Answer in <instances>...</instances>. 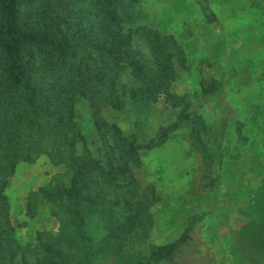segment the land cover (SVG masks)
<instances>
[{"label": "rangeland", "instance_id": "1", "mask_svg": "<svg viewBox=\"0 0 264 264\" xmlns=\"http://www.w3.org/2000/svg\"><path fill=\"white\" fill-rule=\"evenodd\" d=\"M134 1L138 20L122 30L163 81L172 79L147 110L138 112L127 95L125 109L107 107L102 116L145 141L180 126L141 150L136 198L151 201L152 224L126 247L150 257L189 233L171 258L152 264H264V0ZM137 84L131 72L122 75L126 92ZM78 110L87 135L79 152L88 149L108 167L114 139L97 128L88 100ZM64 170L43 156L21 163L11 178L9 232L28 247L17 264H37L45 254L35 249L37 237L46 242L62 229L32 194Z\"/></svg>", "mask_w": 264, "mask_h": 264}, {"label": "trees", "instance_id": "2", "mask_svg": "<svg viewBox=\"0 0 264 264\" xmlns=\"http://www.w3.org/2000/svg\"><path fill=\"white\" fill-rule=\"evenodd\" d=\"M134 2L0 0V264H17L28 249L9 232L10 180L21 163L43 156L65 170L32 197L48 203L62 229L45 236L46 242L37 237L35 249L45 252L37 264H152L171 258L188 237L156 247L150 257L126 247L152 224L151 201L136 198L141 150L163 144L180 126L161 127L145 141L102 116L107 107L125 109L127 95L138 112L147 110L172 79L163 81L122 30L123 23L138 20ZM125 72L138 81L127 92L121 88ZM82 99L95 108L97 128L115 141L108 167L88 149L79 152L87 142L78 110ZM32 207L29 201V213Z\"/></svg>", "mask_w": 264, "mask_h": 264}]
</instances>
